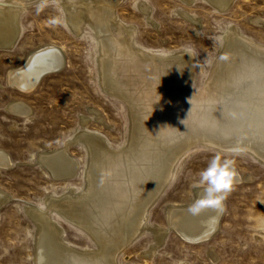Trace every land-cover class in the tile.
Wrapping results in <instances>:
<instances>
[{"label":"bare ground","instance_id":"obj_1","mask_svg":"<svg viewBox=\"0 0 264 264\" xmlns=\"http://www.w3.org/2000/svg\"><path fill=\"white\" fill-rule=\"evenodd\" d=\"M11 1L0 2V48L8 50L19 36L21 9L32 0H23L22 6H11ZM62 1L74 33L80 35L87 26L96 32L102 90L127 106L131 123L128 143L119 149L99 133L85 130L66 147L40 155L43 167L57 180L79 176L80 164L69 152L71 144L82 143L87 148L89 165L82 191L70 189L64 196H51L45 209L29 206L28 212L40 229L37 264H119L120 254L146 232L155 239L162 235L164 240L168 230H173L195 244L211 240L220 228L224 201L223 210L206 207L199 215L190 214L188 208L203 196V188H198L191 204L168 207L166 228L149 225L150 211L168 186L177 161L197 143L224 153L248 152L264 164V45L233 28L206 82L196 89L202 66L194 53L162 56L135 45L134 28L123 24L116 13L126 0ZM179 1L186 6L204 2L221 13L235 2ZM138 9L156 26L149 6L138 4ZM178 13L196 29L201 28L199 19L189 11ZM252 22L257 26L264 23L261 19ZM64 58L56 46L33 51L22 66L10 70L7 84L21 93H31L45 77L65 67ZM6 110L25 119L32 113L21 101L11 102ZM90 122L110 129L97 112L93 119L84 117L82 126ZM13 166L11 157L0 150V170ZM245 179L249 177L238 173L235 182ZM51 210L94 241L98 252L68 243L62 226L49 215ZM153 253L151 249L145 255L150 258Z\"/></svg>","mask_w":264,"mask_h":264},{"label":"rangeland","instance_id":"obj_2","mask_svg":"<svg viewBox=\"0 0 264 264\" xmlns=\"http://www.w3.org/2000/svg\"><path fill=\"white\" fill-rule=\"evenodd\" d=\"M5 1L10 0H0ZM18 1L12 0L10 5L22 6L24 1ZM143 3L151 8L156 26L139 11L138 4ZM183 9L199 19V30L179 15ZM116 13L123 24L134 28L138 48L162 56L194 53L202 66L196 89L206 82L233 28L264 45V23L257 26L252 22L264 21V0H235L224 13L204 2L186 6L179 0H126ZM18 27L13 47L0 48V150L14 165L0 170V264H37L40 229L28 212L29 206L45 209L51 196H64L70 189L82 191L89 165L87 148L82 143L71 144L69 152L79 161V176L70 181L57 180L43 167L40 155L66 147L70 139L85 130L99 133L111 147L119 149L128 143L131 121L127 106L102 90L96 32L87 26L80 35L74 33L62 0L26 3ZM46 46L62 50L65 67L45 77L31 93L11 88L7 84L10 70L22 66L31 52ZM16 101L30 106L29 119L6 112V106ZM94 112L108 123L109 130L92 122L82 126L83 118L93 119ZM184 155L150 211L151 227L166 228L170 205L187 206L195 200L198 188L206 187L199 185L200 173L215 157L234 160L235 170L249 179L234 182L224 199L220 228L205 244L188 242L173 230H168L164 240L159 235L158 242L146 232L120 254L119 264H264V164L248 152L224 153L203 143L192 146ZM48 212L64 229L68 243L98 252L96 243L85 233L57 212ZM151 249L154 253L148 258L145 253Z\"/></svg>","mask_w":264,"mask_h":264},{"label":"clouds","instance_id":"obj_3","mask_svg":"<svg viewBox=\"0 0 264 264\" xmlns=\"http://www.w3.org/2000/svg\"><path fill=\"white\" fill-rule=\"evenodd\" d=\"M237 176L234 160L213 158L208 167L200 173L199 185H206L203 187V196L189 206L188 212L196 216L206 207L223 210L222 202L232 190Z\"/></svg>","mask_w":264,"mask_h":264},{"label":"water","instance_id":"obj_4","mask_svg":"<svg viewBox=\"0 0 264 264\" xmlns=\"http://www.w3.org/2000/svg\"><path fill=\"white\" fill-rule=\"evenodd\" d=\"M60 70H62V69L59 68L57 71H60ZM49 73H50V72H49ZM45 75H46V74H45Z\"/></svg>","mask_w":264,"mask_h":264}]
</instances>
